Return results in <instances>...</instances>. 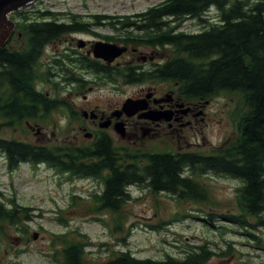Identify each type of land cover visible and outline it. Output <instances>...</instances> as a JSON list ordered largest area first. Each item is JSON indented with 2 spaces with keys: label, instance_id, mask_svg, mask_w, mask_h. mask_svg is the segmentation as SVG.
Here are the masks:
<instances>
[{
  "label": "trees",
  "instance_id": "trees-1",
  "mask_svg": "<svg viewBox=\"0 0 264 264\" xmlns=\"http://www.w3.org/2000/svg\"><path fill=\"white\" fill-rule=\"evenodd\" d=\"M215 9V16L209 15ZM264 0H163L144 12L131 16H100L105 19L123 44L167 49L171 58L142 80L177 83L176 94L185 101H209L221 94L236 95L238 105L231 112L235 136L208 154L170 152L116 146L106 135L76 146L53 144L37 146L15 139L0 138V153L8 170L21 164L45 165L58 175L91 179L99 182L101 191L83 200L82 213L106 216L111 234L119 242L136 227L129 222L127 209L134 202L130 189L136 187L154 198L166 195L177 204L191 203L203 215L201 221L216 230V222L240 229L255 230L264 226ZM32 25L19 30L28 42L21 51H12L6 44L0 49V131L21 126L22 121L39 120L41 92L35 88L36 58L47 40L72 29L54 23H36L37 17L57 15L50 12L34 16L30 11L14 14ZM13 19V17H10ZM192 21L198 31L180 30ZM211 21V22H210ZM206 25V26H205ZM236 180L240 185L234 194V210L217 213L219 203L213 200L200 181L205 175ZM130 187V188H129ZM75 208L78 203H75ZM214 209V210H213ZM29 209L14 202H0V237L9 232L25 235L20 228L29 219ZM194 211V210H192ZM214 211V212H213ZM199 214L176 212L171 221L198 219ZM139 223V222H138ZM167 222L148 225L159 232ZM250 239L264 250L259 238L247 232ZM91 244L86 235L76 231L55 235L51 248L55 264H212L214 252L201 245L182 258L170 255L162 260L138 259L127 252H112L103 262L89 261L85 252ZM58 256V257H57ZM264 264V263H263Z\"/></svg>",
  "mask_w": 264,
  "mask_h": 264
},
{
  "label": "rangeland",
  "instance_id": "rangeland-1",
  "mask_svg": "<svg viewBox=\"0 0 264 264\" xmlns=\"http://www.w3.org/2000/svg\"><path fill=\"white\" fill-rule=\"evenodd\" d=\"M162 1L37 0L21 11H30L33 17L45 12L79 17L97 15L123 17L144 12L147 8ZM209 15L214 17L215 9H211ZM11 16L14 22L18 19L14 14ZM199 29L192 21L184 22L180 28L187 32ZM18 31L22 35V32ZM97 32L101 36L115 37L109 29L99 28ZM22 37L26 38L24 35ZM59 47L61 49L63 46L59 45ZM151 49L158 51L160 55L155 58L157 63L164 64L166 62L165 57L161 59L164 54L171 58V53L162 48H141L139 52L147 56L151 53ZM47 51L52 50L47 48ZM165 88L167 86L161 87L162 90ZM38 89L44 94L58 95L64 100H67L66 97L70 95L68 91L55 92L51 86L41 88V85H38ZM135 89L137 88L120 87L115 89L111 86L99 85L93 88L90 93L86 92L85 94H87L91 108L96 104L103 108L119 104ZM73 99L77 103L81 102L80 96ZM92 102L94 103L92 104ZM238 102L239 99L236 95L228 94H221L205 101L204 112L208 114L209 120L206 123L199 122L197 129L201 132L189 135L186 141L160 135L147 139L138 137L130 146L161 152L182 150L208 154L235 136L231 112L236 108ZM56 121H59V124ZM45 123L48 127L47 130H41L37 126H34L33 130L2 129L0 138L46 145L70 143V141L88 143L78 133V130H73V126L70 127L62 115L60 118L55 115L53 120L50 119ZM54 123L57 124L56 127ZM31 126L33 127V125ZM38 133L43 136L37 135ZM117 139L120 140V137ZM120 144H127V142L122 140ZM200 181L206 186L213 200L220 204L216 210L217 213L234 210V194L240 185L238 181L212 174L203 176ZM95 191H101L99 182L58 175L42 164L37 166L21 164L15 170L10 171L7 168L5 157L0 153V202L7 205L14 202L16 205L30 210L29 221L19 226L26 229L25 235L14 229L9 232L8 237H0V264H55L53 254L59 249L51 248V241L55 235L70 231L87 236L91 246L85 250L86 258L92 262H103L110 258L112 252L127 251L138 259L162 260L166 255L182 258L185 253L201 245H208L214 252L211 259L212 264L264 263V250L256 243V240L250 239L247 235V232L254 234L259 238L260 245L264 244V226L246 231L216 222L215 226L218 229L213 230L201 221L200 218L203 215L195 211L198 206L191 203L177 204L166 195H157L154 198L149 192L136 187L130 189V196L135 201L127 207L132 215L128 219V223L137 222L136 227L126 238L125 243L119 242L120 236L111 234L112 227L108 217L82 213V207L86 205V198ZM73 196H78L85 202L74 199L72 204ZM75 203H78L76 208ZM176 212L199 214V217L198 219L171 221L172 215ZM162 221L167 224L159 232L148 227V225H155ZM34 234L37 235L36 239H33Z\"/></svg>",
  "mask_w": 264,
  "mask_h": 264
},
{
  "label": "flooded vegetation",
  "instance_id": "flooded-vegetation-1",
  "mask_svg": "<svg viewBox=\"0 0 264 264\" xmlns=\"http://www.w3.org/2000/svg\"><path fill=\"white\" fill-rule=\"evenodd\" d=\"M17 18L14 32L7 43L8 48L16 52L24 49L28 42L18 30L27 28L33 23L32 19L23 22L22 17ZM35 21L36 23H54L56 26L64 27L73 26V21L82 23L80 28H72L57 37L48 39L36 58L34 78L36 90L40 92L38 85H41V88L51 86L55 92L68 91L70 95L66 97L67 100H64L58 95L41 92L42 94L36 97L40 102L39 120L22 121L21 126L15 125L4 130H33L34 126L47 130L45 122L53 120L55 115L59 118L62 115L70 127L73 126V130H78V133L88 142L93 141L97 136L106 135L112 139L114 145L122 146L134 143L138 137L147 139L160 135L186 141L189 135L201 132L197 129L199 122L206 123L209 120L208 114L204 112L205 103L185 101L183 97L177 96V83L161 82L151 77L148 80H142L140 78L142 75L150 74L162 65L155 62V58L159 55L158 51L151 49V53L146 56L139 50L152 47L123 44L117 40L107 20H98L96 16L79 17L57 14L37 17ZM99 28L111 30L115 37L99 35L97 32ZM97 43L115 44L126 48V51L109 61L94 54ZM59 45L63 47L59 49ZM47 48L52 51H47ZM164 57L165 61L170 59L167 54L162 55L161 59ZM99 85L111 86L115 89L120 87L137 89L115 106L101 108L96 104L91 108L85 93H90ZM162 86L167 88L162 90ZM79 96L81 102L77 103L73 98ZM128 99L139 101L142 109L133 115L120 112ZM56 122L59 124V121ZM118 125H122L123 135L117 133ZM54 126L56 127L57 124L54 123ZM87 134L91 136L87 137ZM118 137L120 140L117 139ZM122 140H125L127 144H120ZM71 142L73 141L68 144L76 146L83 144L77 141Z\"/></svg>",
  "mask_w": 264,
  "mask_h": 264
},
{
  "label": "water",
  "instance_id": "water-1",
  "mask_svg": "<svg viewBox=\"0 0 264 264\" xmlns=\"http://www.w3.org/2000/svg\"><path fill=\"white\" fill-rule=\"evenodd\" d=\"M37 0H0V49L3 48L10 37L12 36L15 29V22L10 19L13 13L19 12L22 9L35 3ZM263 23H264V13H263ZM126 51V48L118 47L115 44L109 43H97L94 47V54L103 59H109L112 61L116 57L120 56ZM142 108L139 106V101L126 100L122 106L120 112H124L127 115H133L140 111ZM122 125H118L117 133L123 135V130H121ZM91 136L90 134L86 135ZM37 235H33V239H36Z\"/></svg>",
  "mask_w": 264,
  "mask_h": 264
},
{
  "label": "bare ground",
  "instance_id": "bare-ground-1",
  "mask_svg": "<svg viewBox=\"0 0 264 264\" xmlns=\"http://www.w3.org/2000/svg\"><path fill=\"white\" fill-rule=\"evenodd\" d=\"M130 188V187H129Z\"/></svg>",
  "mask_w": 264,
  "mask_h": 264
}]
</instances>
